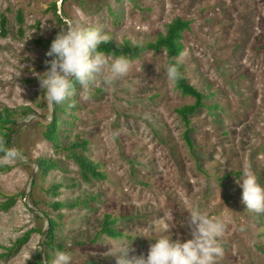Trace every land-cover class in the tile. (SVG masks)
Segmentation results:
<instances>
[{
  "label": "rangeland",
  "instance_id": "obj_1",
  "mask_svg": "<svg viewBox=\"0 0 264 264\" xmlns=\"http://www.w3.org/2000/svg\"><path fill=\"white\" fill-rule=\"evenodd\" d=\"M54 2L67 23L99 25L119 43L154 41L175 18L190 21L179 60L189 82L211 96L191 116V151L176 109L195 99L169 83L165 51L130 59V71L111 88L100 77L87 97L79 88L73 105L71 98L61 103L60 146L77 136L88 140L86 155L101 165L105 180L85 181L67 152L45 139L49 122H30L16 140L24 159L0 162V264H45V251L51 261L44 213L57 220L56 244L72 252L74 264H117L113 246L132 242L129 255H147L154 240L145 236L172 224L173 239L190 238L192 206L226 224L218 264H264V212L246 208L236 182L247 167L264 183V0H0L9 31L0 32V109L27 105L51 116L36 73L49 67L47 40L62 30ZM38 159L59 166L39 173ZM59 182L75 185L54 196L51 187ZM90 195L96 197L90 207L51 206ZM12 197L15 203L4 209ZM105 214L117 218L122 237L100 233ZM27 232L26 243L8 253Z\"/></svg>",
  "mask_w": 264,
  "mask_h": 264
},
{
  "label": "clouds",
  "instance_id": "obj_2",
  "mask_svg": "<svg viewBox=\"0 0 264 264\" xmlns=\"http://www.w3.org/2000/svg\"><path fill=\"white\" fill-rule=\"evenodd\" d=\"M110 39L109 34L99 25L85 26L71 21L59 31L52 40L46 53L51 59L45 63L49 67L38 76L45 101L49 109H54L71 98L79 83L82 95L87 97L96 86L97 78H102L106 88L125 77L131 69V61L123 55L109 58L101 49V44ZM169 83L175 84L182 78L178 63H169L165 68ZM0 162L24 159L22 151L13 148L3 149ZM242 189V202L246 208L264 212V183L257 174L245 167L236 180ZM187 223L191 229L190 238L173 239L170 229H163L160 235L148 237L150 243L147 255H129L133 251L131 244L116 247L113 254L117 264H218L224 249L221 236L225 231L224 220L211 217L198 206L187 209ZM45 264H49L48 259ZM50 264H74L71 251L55 249Z\"/></svg>",
  "mask_w": 264,
  "mask_h": 264
},
{
  "label": "trees",
  "instance_id": "obj_3",
  "mask_svg": "<svg viewBox=\"0 0 264 264\" xmlns=\"http://www.w3.org/2000/svg\"><path fill=\"white\" fill-rule=\"evenodd\" d=\"M52 9L54 14L57 17V21L61 25L62 28L67 26V21H64L63 17L58 14L57 4L53 3ZM17 20L20 24L24 23V16L21 12L17 15ZM191 29V22L188 20H184L180 17L175 18L166 26L165 33H160L154 41L146 42V43H132L129 40H125L121 43L115 42L112 39H109L107 42L101 44V49L107 55H111L114 57L117 56H125L129 59H137L141 58L144 54L148 52H161L165 51L167 54V61L169 63H178L180 70L182 72V78L174 84L175 88L185 96H191L195 99L193 104L184 105L176 109L177 114L180 116L182 122L184 123L185 129L183 132V139L186 142L189 149L192 151L195 147V142L192 138L193 128L191 126V116L194 115L197 111L201 109V107L205 106V101L211 96L208 93H205L204 90H199L194 85H192L188 78L184 73V67L179 60L181 56L184 45L182 43L183 34L185 31ZM61 31V30H60ZM0 32L3 36L8 35L9 31L7 30V17L5 15H1L0 17ZM20 34H23V29L19 28ZM59 32V31H58ZM57 32V33H58ZM52 39L47 40V44L50 46ZM38 43L43 44V39L38 40ZM80 88L79 83L76 82V91ZM75 91V92H76ZM72 105L75 103L74 99L71 98ZM60 113H66V110L61 106V104H57L54 107V116L52 121H50L43 133L45 139L53 144L55 148L62 147L67 155L76 163L78 166L81 175L85 181L91 180H105L106 174L100 168V164L96 161L91 160L87 155L89 141L86 139H80L78 136L71 140L67 145L60 146V130H61V120L59 117ZM35 114V111L30 106H19V107H5L0 109V157L4 155L3 149L12 148V140L14 133L18 126L21 124L20 121L25 120L27 117ZM67 125H73L71 121L66 123ZM67 128H65L66 131ZM67 135V134H66ZM38 164L39 173L47 174L51 169L58 167V162L54 159H38L36 161ZM67 182H59L55 183L51 187V192L54 196H57L59 193V189L65 185L70 183ZM71 186H74L75 183H71ZM95 196H88L83 198V200H78L74 203L68 202L63 203L61 201L54 202L51 206L54 209H61L64 207H75V206H85L90 207V203L95 200ZM15 198H9L2 207L4 209H8L12 204L15 203ZM34 206H36L35 202H32ZM47 216L49 221V226L47 233L45 234L44 246L47 250H55L60 249L63 250L64 247L62 244H56L55 240V230L58 226V222L56 219L48 216L47 213H44ZM117 222V218L112 217L110 214H105L104 220L102 223V228L100 233H103L112 238L122 237V232L114 227V224ZM32 232H27L22 238L18 239L15 244L9 248L8 253L13 250H18L22 245L26 243L30 234ZM45 259L49 261L50 257L47 255L46 251ZM42 253L38 254L39 260L41 261ZM46 262V261H45ZM40 264H43L40 262Z\"/></svg>",
  "mask_w": 264,
  "mask_h": 264
},
{
  "label": "water",
  "instance_id": "obj_4",
  "mask_svg": "<svg viewBox=\"0 0 264 264\" xmlns=\"http://www.w3.org/2000/svg\"><path fill=\"white\" fill-rule=\"evenodd\" d=\"M53 116H54V109H51V116H50V117H47V116H41L39 113H35V114H33V116H29V117H27L25 120H23V121L21 122V124L18 126V128L16 129L15 133H14L13 140H12V148H13V147H16V140H17V137H18V134L20 133V131H21L25 126H27L30 122H32V121L35 120L36 118H41V119H43V120L46 121V122H50V121H52ZM35 165L38 167V164H37V163H35ZM34 177H35V173H34L33 176H32V180H33ZM31 185H32V182H31ZM30 191H31V188H29V189L27 190V193H26V200L28 199V197H29V195H30ZM48 226H49V221H48V219H47V227L44 229L43 236H45V234L47 233ZM41 253H43V249H41Z\"/></svg>",
  "mask_w": 264,
  "mask_h": 264
}]
</instances>
